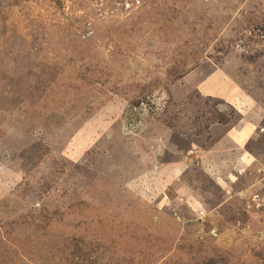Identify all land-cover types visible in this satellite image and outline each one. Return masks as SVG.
<instances>
[{
  "label": "rangeland",
  "instance_id": "obj_1",
  "mask_svg": "<svg viewBox=\"0 0 264 264\" xmlns=\"http://www.w3.org/2000/svg\"><path fill=\"white\" fill-rule=\"evenodd\" d=\"M0 264H264V0H0Z\"/></svg>",
  "mask_w": 264,
  "mask_h": 264
}]
</instances>
